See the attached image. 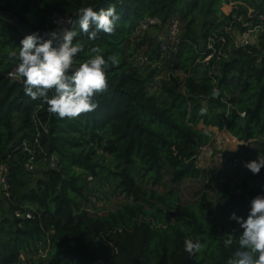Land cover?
<instances>
[{
    "label": "trees",
    "instance_id": "trees-1",
    "mask_svg": "<svg viewBox=\"0 0 264 264\" xmlns=\"http://www.w3.org/2000/svg\"><path fill=\"white\" fill-rule=\"evenodd\" d=\"M232 2L246 18L255 20V15L264 13V0ZM229 3L0 0V11L13 13L39 32L56 28V19L79 32L81 7L98 11L115 5L120 16L111 34L100 32L94 40L83 34L77 37L84 51L77 55L74 67L91 58L93 48H99L106 59L115 56L119 64L109 62L108 88L95 98L98 108L76 119H60L48 112L46 104L24 93L22 79L8 78L7 73L16 67L9 53L19 50L24 36L0 19V164L9 167L10 185L9 196L0 190V264H228L238 244L234 238L226 248L223 241L228 233L241 231L234 221L212 206L180 203L177 193L159 194L142 184L149 181L155 186L165 178L171 184L188 177L198 180L203 171L195 158L213 136L206 127L226 129L240 140L255 139L257 156L264 155V141H257L264 135V32L257 45L230 46L219 59L214 54L208 63L198 61L205 56L207 38L232 19V14H225L228 6L222 8ZM174 15L183 22V30L172 66L154 37L147 32L137 36L142 35L138 47H149L157 62L144 77L126 53L128 43L145 18L165 24ZM143 55L151 62L148 53ZM178 62L192 68L161 85L164 100L160 101L148 86L155 73ZM201 64L203 70L196 75V65ZM215 64L218 68L212 72ZM214 87L217 97L212 96ZM241 113L245 126L238 122ZM38 132L44 150L57 154L59 165L39 170L35 177L25 169L28 154L23 144ZM223 135L234 141L230 134ZM103 184L112 187L108 192L119 191L128 200L104 214H91L86 204L95 193H88L104 192ZM221 192L226 210L246 218L249 202L264 194V168L256 175L247 169L238 182L222 184ZM22 205L35 209L33 218L14 216V209ZM188 238L201 242L194 255L184 250Z\"/></svg>",
    "mask_w": 264,
    "mask_h": 264
},
{
    "label": "clouds",
    "instance_id": "clouds-1",
    "mask_svg": "<svg viewBox=\"0 0 264 264\" xmlns=\"http://www.w3.org/2000/svg\"><path fill=\"white\" fill-rule=\"evenodd\" d=\"M78 15L79 32L66 27V21L56 19L53 21L56 28L43 34L39 31L27 34L20 40L19 50L9 53L16 63L15 74L23 80L24 93L42 101L48 112L60 119H76L96 110L99 104L95 98L108 88L109 62L119 64L115 56L106 59L99 48H93L94 55L74 67L77 55L84 51L77 37L83 34L94 40L100 32L111 34L120 19L115 5L98 11L91 6L81 7ZM242 144L237 142L231 151H238ZM245 167L252 174H259L264 168V155L259 154ZM228 219L241 230L238 235L228 233L223 241L226 248L233 245L234 238L238 244L228 264H264V194L256 195L249 202L246 218L232 212ZM200 249L199 240H185L184 250L190 255Z\"/></svg>",
    "mask_w": 264,
    "mask_h": 264
},
{
    "label": "rangeland",
    "instance_id": "rangeland-1",
    "mask_svg": "<svg viewBox=\"0 0 264 264\" xmlns=\"http://www.w3.org/2000/svg\"><path fill=\"white\" fill-rule=\"evenodd\" d=\"M232 1L234 0H230V3ZM228 5L230 4H224L222 5V8L225 9L223 6ZM218 16L220 17V20H223L224 16H222L221 13H218ZM153 32V28H150L147 31L148 37L151 36ZM139 33L140 32L136 33V35H134L129 41L126 53L132 64L140 69L143 76L146 77L148 76V73L153 70L157 62H155V58L149 53V47L146 45L138 47V38L142 37V35L141 37H137ZM144 53H148L150 57H152L151 62L145 61ZM183 64L178 62V65L170 69H164V71L158 73V75L155 73V77L148 86L149 92L159 98L160 101L164 100V97L159 93L161 85L163 86L164 83H167L168 80L174 76H185L187 71H190L192 68L191 66H184ZM196 67L194 73L199 75L203 70V65H196ZM198 127H202V124H199ZM205 130L212 132L213 136L209 144L200 148V151L195 158V163L203 171L198 180L188 177L178 184H171L170 181L165 178L158 185L153 186L147 181L142 184V187L145 189H154L157 193L163 195L177 193L180 203L190 205L199 202L205 207L212 206L216 212L225 214L229 217L230 213L226 210L222 198V184L238 182L244 175L245 171H247V168L242 171L240 169V164H246L249 161L257 159V154L254 148L255 139L248 141L240 140L226 129H218L217 131L212 127H206ZM223 132L225 134H230V136L234 138V141L232 142V140L229 141L228 138L226 139ZM257 141L263 142L264 135H262ZM237 142H242L243 144L239 146L238 151H231L236 147ZM34 175L37 177V175L39 176V173H34ZM91 179L92 177L89 176L88 180ZM100 188L107 193L105 196L103 195L104 192L100 190L97 191L96 189H93L92 192L88 193L89 196L95 193L91 198V201L86 204V209L91 214H104L119 207L121 203L128 200L125 194L119 193V191L116 193L108 192V190L112 189L110 184H103ZM92 204H94V207L91 206ZM41 255H45V252H42ZM23 257L25 258L26 255L24 254L22 258Z\"/></svg>",
    "mask_w": 264,
    "mask_h": 264
},
{
    "label": "built area",
    "instance_id": "built-area-1",
    "mask_svg": "<svg viewBox=\"0 0 264 264\" xmlns=\"http://www.w3.org/2000/svg\"><path fill=\"white\" fill-rule=\"evenodd\" d=\"M228 5L229 11L225 14H232V19L224 22L219 32L215 36L208 37L206 40V51L204 57L198 60L201 63H208L214 54L218 55V59L223 53L226 52V48L233 46L235 48L245 47L247 45H257L264 32V13H259L253 17L246 18L243 13L235 11L238 9L236 2H231ZM234 11V12H233ZM150 28H153L154 42L159 44L161 50L164 52L162 56H167L171 59L170 66L173 65L172 54H175L182 42L181 34L183 30V22L179 16L174 15L168 19L165 24L160 23L156 18H145L140 22L138 27L139 32L146 33ZM218 42V45H215ZM208 51V52H207ZM203 54V53H202ZM145 61L146 58L144 57ZM162 64L157 65V69L160 70ZM174 67V66H173ZM218 68V64L212 66V72ZM10 79H20L15 74V67L7 73ZM183 90L182 85L179 86ZM218 90L214 87L213 91ZM241 113L240 116H243ZM40 127L47 132V128L41 122H37ZM27 151L28 157L25 161V169L31 173H35L43 169H57L59 165L58 155L55 153L49 154L43 148L40 143L39 132L34 136L32 141L25 142L23 144ZM240 169L244 171L246 169L245 164H240ZM9 167L6 163L0 164V190L5 195L9 196V180H8ZM233 184V183H232ZM35 209L22 205L15 208L13 213L18 219H30L34 217Z\"/></svg>",
    "mask_w": 264,
    "mask_h": 264
},
{
    "label": "water",
    "instance_id": "water-1",
    "mask_svg": "<svg viewBox=\"0 0 264 264\" xmlns=\"http://www.w3.org/2000/svg\"><path fill=\"white\" fill-rule=\"evenodd\" d=\"M0 19L10 22L14 27L18 29V31L23 36H26L27 34H30L32 32H36L32 29L31 26L23 22L19 17H17L13 13L6 12V11H0ZM65 26L67 27V24H65ZM40 33L43 34L44 32H40ZM218 93H219L218 90H215L213 91L212 96L217 97ZM238 122L241 124V126H245L246 124L245 115L240 116V118L238 119Z\"/></svg>",
    "mask_w": 264,
    "mask_h": 264
}]
</instances>
